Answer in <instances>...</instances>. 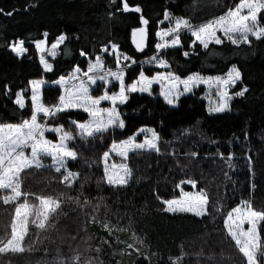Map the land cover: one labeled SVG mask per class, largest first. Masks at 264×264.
Listing matches in <instances>:
<instances>
[{
    "label": "trees",
    "instance_id": "obj_1",
    "mask_svg": "<svg viewBox=\"0 0 264 264\" xmlns=\"http://www.w3.org/2000/svg\"><path fill=\"white\" fill-rule=\"evenodd\" d=\"M127 2L130 9L138 5L141 11H124L123 0H0V123L30 118V80L53 83L77 64L85 70L97 56L106 69L116 70L115 57L103 53L113 44L135 60L122 67L127 83L141 70L148 76L164 72L147 65L156 55L168 61L165 72L181 78L192 73L224 75L235 65L241 80L234 92L245 87L247 91L232 101L228 111L216 115L208 112L202 87L180 97L175 107L167 105L157 85L148 94L130 93L118 105L125 121L123 129L116 126L94 140L76 136L69 141L78 152L75 160L67 161L69 169L79 174L72 186L61 182L63 169L57 173L50 167V159L42 160L44 167L22 174L24 191L59 198L62 203L46 230L29 224L24 252L0 254V264H172L177 257L179 264H246L223 221L241 200H250L255 209L264 210V38H251V44L239 46L224 41L205 49L197 43L193 46V38L182 31L181 45L158 52L156 33L167 27L161 23L165 10L199 25L235 7L239 0ZM141 15L148 20V40L142 51H136L131 37L133 28L142 26ZM45 32L47 45L60 34L66 36L56 57L47 59L53 65L51 71L42 68L34 46L35 40L45 38ZM18 40H24L28 49L19 57L9 47ZM82 50L87 55L81 56ZM114 83L112 91H118ZM103 90L96 86L93 94ZM60 91L58 86L47 85L41 90L42 100L47 105L56 103ZM17 92L25 99L23 109L15 103ZM85 119L86 113L68 110L48 117L47 123L63 125L75 135L72 121ZM141 128L159 134L160 151L135 150L126 159L113 157V162L126 164L131 175L127 184H108L103 153L113 139H126ZM189 179L196 181L195 187L187 183ZM181 189H204L210 198L208 212L195 216L164 211L162 199L178 198ZM29 200L38 204L35 197ZM14 209V203L0 201V241L10 238ZM260 231L264 239V221Z\"/></svg>",
    "mask_w": 264,
    "mask_h": 264
},
{
    "label": "snow or ice",
    "instance_id": "obj_2",
    "mask_svg": "<svg viewBox=\"0 0 264 264\" xmlns=\"http://www.w3.org/2000/svg\"><path fill=\"white\" fill-rule=\"evenodd\" d=\"M124 11L134 10L140 12V6L130 9L127 0H123ZM3 11V9H0ZM264 12V0H239L235 7L229 8L225 13L212 19L194 25L189 18L175 17L174 24L170 19V13L165 10L164 19L169 21V26L157 31L156 35L160 42L155 47L159 52L161 49L182 44L180 33L187 31L190 33L192 45L198 41L199 44L208 49L211 43L222 44L227 39L231 44L239 46L241 44H251V38L257 40L264 38V24L261 23V13ZM11 15V13H7ZM142 25H147L148 20L143 15L140 17ZM163 23V21H161ZM223 33V37L218 35ZM145 27L133 28L132 42L138 51H142L147 38ZM44 39L34 41L37 52H48L53 58L57 55V50L66 40L64 34H60L49 48L47 44L48 33H44ZM170 37V38H169ZM24 40H18L9 45L11 51L18 57L28 51L24 46ZM115 52L116 70L107 68L105 70L104 60L97 56L96 60L89 61L87 70L77 64L67 75H61L54 81L60 86L58 102L47 105L41 96V86L44 80H30L31 85V116L24 118L20 123H0V201L4 205L15 204L14 215L11 219V234L6 242L0 241V254L3 253H21L25 251L23 241L29 232V224L35 226L38 230H46L51 223V217L55 214L62 201L59 198L45 196L36 193H30L23 190L22 174L32 168L40 169L44 167L42 157H51L50 167L57 173H61V182L67 186H72L73 181L79 175L69 169L67 161L75 160L78 156L76 149L69 144L79 137L80 140H94L97 136H103L110 128L119 126L125 127V121L121 119V112L118 103H125L129 94L133 92H151L153 83H160V94L168 104H174L182 94L180 86H183V92H190L193 87L204 84L209 91L215 88V94L219 98L218 102L209 108L210 112H222L229 107V101L232 96H243L247 88L238 92L230 93L229 88L234 86L241 79L239 69L232 67L224 75L201 76L199 73H192L186 78H181L171 71H157L154 75L148 76L143 70L139 76L131 83L125 80V71L120 66L121 60H135L126 53H121L116 44L112 45ZM107 51V49H105ZM67 54V50H65ZM87 55L83 50L81 56ZM187 56L189 53L184 52ZM149 64L155 62L160 68H167L168 61L153 55L148 61ZM40 63L45 71H51L53 65L40 56ZM103 73V74H101ZM86 77L87 79H85ZM103 83L98 85L97 82ZM119 84V91H112L115 83ZM102 87L103 93L94 95L95 89ZM111 85V87H109ZM175 98V99H174ZM110 102V107H102L101 102ZM15 103L21 109L25 107L22 92H17ZM70 109H82L88 114V119L73 120L76 133L66 130L63 125H50L47 123L48 117H54L60 112ZM43 114L44 122H41L40 114ZM47 132H55L58 139H49ZM145 134L144 140L138 142L137 136L140 133ZM159 134L154 129H138L136 133L128 136L126 139H113L109 150L103 153L104 179L110 185H124L128 182L131 170L124 163L120 165H109L110 153L127 158L130 151L133 150H155L159 148ZM30 149V152L28 151ZM193 156L197 153L193 152ZM223 156V154H221ZM181 184L185 181H181ZM187 183L196 186V181L189 179ZM180 185H177L179 187ZM35 197L38 204L29 200V197ZM22 199V202H20ZM162 199V198H161ZM87 203V200L85 201ZM167 212H190L196 216L205 215L208 212L210 198L204 189L198 192H185L181 189V195L178 198L162 199ZM30 217L32 218L30 220ZM264 221V210H257L253 207L250 200H241L240 204L232 208L224 218V228L227 235L234 241L236 248L246 259V264H260L259 255L264 253V239L261 237V231L258 227ZM247 223V228L243 225ZM104 227L110 229L105 223ZM132 247V245H129ZM28 250H31L30 248ZM99 251V249H97ZM79 261V256L73 257ZM180 257L174 258L172 264H179Z\"/></svg>",
    "mask_w": 264,
    "mask_h": 264
},
{
    "label": "rangeland",
    "instance_id": "obj_3",
    "mask_svg": "<svg viewBox=\"0 0 264 264\" xmlns=\"http://www.w3.org/2000/svg\"><path fill=\"white\" fill-rule=\"evenodd\" d=\"M170 19L172 20V22H173V24H174V19H175V16H172L171 14H170ZM163 23H165L166 25H167V27L169 26V21L168 20H163ZM160 29H162V28H160ZM159 29V30H160ZM158 30V31H159ZM190 34V33H189ZM218 35H220L221 37H223V33H218ZM191 36V35H190ZM170 38V37H169ZM193 38V37H192ZM254 38V37H253ZM156 39H157V43L158 42H160V38L159 37H157V35H156ZM194 39V38H193ZM224 41H227V42H229L227 39H224ZM197 44H199V42L197 41L196 42ZM211 44H215L214 42L213 43H211ZM200 45V44H199ZM34 46H35V43H34ZM51 45H45V48L47 49V48H49ZM177 46H179V45H177ZM177 46H173V47H177ZM202 47V46H201ZM169 48H171V47H169ZM35 49H36V47H35ZM38 53V56H39V60H40V56L41 55H44V57H45V59H48V58H53L51 55H49L48 54V52L47 51H45L44 53H39V52H37ZM103 53H108L109 55H113L114 57H115V52H113V50H112V47L109 49V50H107V51H105V50H103ZM57 54H58V50H57ZM115 60H116V58H115ZM127 63H132V61L131 60H121V62H120V66H121V68L124 66V65H126ZM117 65V64H116ZM148 66H155V67H158L156 64H155V62H153V63H151V64H147ZM42 68H43V66H42ZM158 68H160V67H158ZM44 69V68H43ZM160 69H163L164 70V72H165V70H167L168 69V67L167 68H160ZM87 70V68L85 69V71ZM105 70H107L106 69V67H105ZM227 73V72H226ZM69 74V73H68ZM67 74V75H68ZM101 74H103V73H101ZM66 75V76H67ZM205 77V76H204ZM85 79H87L86 77H84ZM241 80V79H240ZM240 80L239 81H237V83L234 85V86H232L231 88H229V92L230 93H234V91H235V89H236V86L240 83ZM100 82H102V81H98L97 82V84L98 83H100ZM103 83V82H102ZM117 84H118V82H116ZM48 85V83H45L44 82V84L41 86V90L45 87V86H47ZM55 85L56 86H58L59 88H60V86L58 85V84H56L55 83ZM155 85H157V86H159L160 88H161V86H160V83H153V85H152V87L153 86H155ZM95 87H96V85H93V89H95ZM199 87H202L203 88V90H204V95H203V99H204V101L206 102V105H207V110H208V112L210 113V114H213V115H216V114H220V113H224V112H226V111H228V109H229V107H230V104L232 103V101L235 99V98H237V97H241V96H235V95H233L232 96V99L229 101V107L227 108V109H225L224 111H222V112H210L209 111V108L211 107V106H213L215 103H217L218 102V97L216 96V94H215V88H213V89H211V92L209 91V89H208V87L206 86V85H204V84H200V85H198V86H195V87H193V89L190 91V92H183V86L181 85L180 86V91H181V95L179 96V98L180 97H182V96H185V95H188V94H191L192 92H193V90L194 89H196V88H199ZM118 91H119V84H118ZM117 91V92H118ZM103 93V92H102ZM133 93H139V94H148L149 92H140V91H137V92H133ZM162 96V95H161ZM163 97V96H162ZM178 98V99H179ZM29 99H30V101H31V85H30V97H29ZM163 99H164V97H163ZM175 99V98H174ZM178 99H175V103L174 104H168L167 102H166V100L164 99V101L167 103V105L168 106H171V107H175L176 106V101L178 100ZM24 102H25V99H24ZM32 103V102H31ZM118 105H119V103H118ZM101 106L102 107H110L111 105H110V102H108V101H102L101 102ZM70 110H78V111H82V112H84L82 109H70ZM68 111V110H67ZM85 113V112H84ZM87 114V113H86ZM88 115V114H87ZM40 116H42L43 117V114L41 113L40 114ZM43 123V122H42ZM143 129H145V130H147V129H149V128H143ZM145 134H147V135H151V133H149V132H145V133H140V134H138V136H137V140H138V142H142L143 140H144V136H145ZM46 135L48 136V138L49 139H52V138H50L49 136H54L55 137V139H58V137H57V135H56V133L55 132H47L46 133ZM55 139H53V140H55ZM144 150H147V149H144ZM29 152H30V149L28 150ZM133 151H135V150H133ZM130 152H132V151H130ZM129 152V153H130ZM113 157H118V158H123V157H121V156H119V155H117L115 152H112V153H110V157H109V160H108V163H109V165H112L113 163L114 164H116V165H120L121 163H115V162H113ZM45 159H50V162L52 163V160H51V157L50 156H48V157H42V160H45ZM192 192H197V191H195V190H193ZM166 207V206H165ZM170 213H173V212H170ZM183 213H189V214H192V215H195V214H193V213H190V212H183ZM196 216V215H195ZM261 224V223H260ZM247 223H245L244 225H243V227L244 228H247ZM259 228H260V225L258 226ZM259 259H262V262H263V264H264V253H261L260 255H259Z\"/></svg>",
    "mask_w": 264,
    "mask_h": 264
},
{
    "label": "water",
    "instance_id": "obj_4",
    "mask_svg": "<svg viewBox=\"0 0 264 264\" xmlns=\"http://www.w3.org/2000/svg\"><path fill=\"white\" fill-rule=\"evenodd\" d=\"M141 27H145L146 28V30H147V26L146 25H142ZM148 33V32H147ZM147 40H148V35H147V38H146V40H145V46H144V48L146 47V45H147ZM131 42H132V37H131ZM132 46H133V48L136 50V51H138L137 49H136V46H135V44L132 42ZM143 48V49H144Z\"/></svg>",
    "mask_w": 264,
    "mask_h": 264
},
{
    "label": "crops",
    "instance_id": "obj_5",
    "mask_svg": "<svg viewBox=\"0 0 264 264\" xmlns=\"http://www.w3.org/2000/svg\"><path fill=\"white\" fill-rule=\"evenodd\" d=\"M48 85H50V86H56L55 83H49Z\"/></svg>",
    "mask_w": 264,
    "mask_h": 264
}]
</instances>
